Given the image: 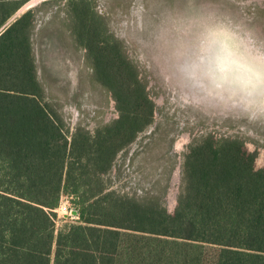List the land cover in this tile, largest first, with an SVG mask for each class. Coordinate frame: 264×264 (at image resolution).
<instances>
[{
    "label": "trees",
    "instance_id": "obj_1",
    "mask_svg": "<svg viewBox=\"0 0 264 264\" xmlns=\"http://www.w3.org/2000/svg\"><path fill=\"white\" fill-rule=\"evenodd\" d=\"M28 0H0V30ZM75 9L96 80L119 117L71 128L46 100L29 10L0 34V264H264V170L238 138L190 145L174 213L109 190L119 153L154 122L139 72L95 13ZM63 197L78 219L57 228Z\"/></svg>",
    "mask_w": 264,
    "mask_h": 264
},
{
    "label": "rangeland",
    "instance_id": "obj_2",
    "mask_svg": "<svg viewBox=\"0 0 264 264\" xmlns=\"http://www.w3.org/2000/svg\"><path fill=\"white\" fill-rule=\"evenodd\" d=\"M79 1L28 0L8 22L34 11L37 74L46 100L72 129L94 131L119 113L77 35ZM87 1L139 72L156 108L152 125L119 153L105 176L109 190L137 199L160 197L174 213L190 145L210 136L241 139L264 170V94L253 103L222 96L184 68L191 52L196 60L221 45L231 58L264 72V0ZM71 221L60 220L57 228ZM207 252L205 264H213L216 251Z\"/></svg>",
    "mask_w": 264,
    "mask_h": 264
},
{
    "label": "bare ground",
    "instance_id": "obj_3",
    "mask_svg": "<svg viewBox=\"0 0 264 264\" xmlns=\"http://www.w3.org/2000/svg\"><path fill=\"white\" fill-rule=\"evenodd\" d=\"M221 47L217 45L209 49L196 60L187 59L184 68L189 70V74H193L196 82L209 90L219 91L222 96L236 94L247 103L257 101L264 94V72L251 61L244 63L231 58Z\"/></svg>",
    "mask_w": 264,
    "mask_h": 264
},
{
    "label": "built area",
    "instance_id": "obj_4",
    "mask_svg": "<svg viewBox=\"0 0 264 264\" xmlns=\"http://www.w3.org/2000/svg\"><path fill=\"white\" fill-rule=\"evenodd\" d=\"M74 206L69 202L67 197H63L62 201L57 209L54 210L55 214L57 215V223L60 220H77L78 217L73 215Z\"/></svg>",
    "mask_w": 264,
    "mask_h": 264
},
{
    "label": "water",
    "instance_id": "obj_5",
    "mask_svg": "<svg viewBox=\"0 0 264 264\" xmlns=\"http://www.w3.org/2000/svg\"><path fill=\"white\" fill-rule=\"evenodd\" d=\"M10 25V22H8L1 30H0V34H1V32L6 28V27H8ZM195 53H193V52H191V56L188 58V60L189 61H193V55H194ZM227 61V60H226ZM209 82H210V80H209ZM212 84H213V82H212ZM73 215L74 216H77L78 215V211L77 210H74V212H73Z\"/></svg>",
    "mask_w": 264,
    "mask_h": 264
}]
</instances>
